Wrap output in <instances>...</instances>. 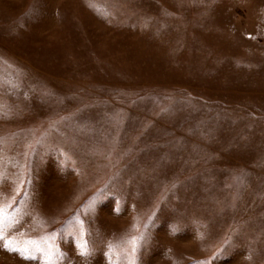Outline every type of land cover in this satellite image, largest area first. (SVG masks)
<instances>
[{"label": "rangeland", "instance_id": "374dc122", "mask_svg": "<svg viewBox=\"0 0 264 264\" xmlns=\"http://www.w3.org/2000/svg\"><path fill=\"white\" fill-rule=\"evenodd\" d=\"M0 197L60 264H264V0H0Z\"/></svg>", "mask_w": 264, "mask_h": 264}, {"label": "snow or ice", "instance_id": "6c2138e0", "mask_svg": "<svg viewBox=\"0 0 264 264\" xmlns=\"http://www.w3.org/2000/svg\"><path fill=\"white\" fill-rule=\"evenodd\" d=\"M14 202L13 198L10 202L5 203L3 198L0 197V244L5 250L17 252L25 259L41 258L43 264H60V258L64 256V253L57 243L58 232L45 233L35 238L17 237L10 234L15 225L19 223L12 211ZM65 231L75 239L80 255L88 256L91 254L93 244L89 239L85 221L79 215L66 222ZM141 239L142 237L132 236L126 242H109L105 255L108 257L110 264H120L122 255L128 257V264H135L134 253L139 247Z\"/></svg>", "mask_w": 264, "mask_h": 264}]
</instances>
